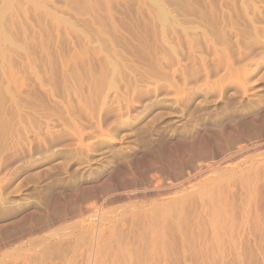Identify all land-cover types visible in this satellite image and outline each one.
<instances>
[{
    "label": "rangeland",
    "instance_id": "374dc122",
    "mask_svg": "<svg viewBox=\"0 0 264 264\" xmlns=\"http://www.w3.org/2000/svg\"><path fill=\"white\" fill-rule=\"evenodd\" d=\"M158 2L0 0V264H264V0Z\"/></svg>",
    "mask_w": 264,
    "mask_h": 264
},
{
    "label": "bare ground",
    "instance_id": "6f19581e",
    "mask_svg": "<svg viewBox=\"0 0 264 264\" xmlns=\"http://www.w3.org/2000/svg\"><path fill=\"white\" fill-rule=\"evenodd\" d=\"M155 1V3H157L158 5H159V11L161 12H159L160 14H161V16H167V10H166V8L162 5H160L159 4V0H154ZM256 10H258L257 12L259 13L261 10L260 9H256ZM254 17H256V15H254ZM257 26V28L259 27L258 25H256ZM9 38V36L8 35H6V38ZM11 37V36H10ZM10 39V38H9ZM207 40V39H206ZM10 41H12L11 39H10ZM207 44L208 45H210L208 42H207ZM206 43H205V45H207ZM171 74V73H170ZM245 91V90H244ZM106 137V136H105ZM105 137H103V138H105ZM107 138V137H106ZM100 155H102V154H100ZM91 227V226H90ZM94 228V227H93ZM95 229V228H94Z\"/></svg>",
    "mask_w": 264,
    "mask_h": 264
}]
</instances>
